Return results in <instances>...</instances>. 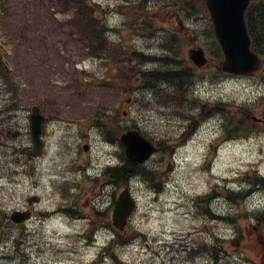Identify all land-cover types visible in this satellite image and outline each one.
Wrapping results in <instances>:
<instances>
[{"label": "rangeland", "instance_id": "obj_1", "mask_svg": "<svg viewBox=\"0 0 264 264\" xmlns=\"http://www.w3.org/2000/svg\"><path fill=\"white\" fill-rule=\"evenodd\" d=\"M87 1L99 5L96 15L111 28L107 45H102L109 47L108 59L85 54L80 41L68 37L73 26L67 16L53 10L48 0H0V55L11 66L5 78L6 68L0 66V264H90L116 234L99 228L95 241L87 237L92 219L100 217L95 209L108 220L115 195H108L106 186L105 196H98V181H90L83 169L94 161L92 165L112 161L111 153L122 150L106 143L95 120L103 114L116 115L117 124L135 126L168 146L145 164L156 173L161 191L141 177L130 185L136 205L126 233L137 235L119 250L125 264H264V192L253 196L257 207L246 212L239 198L228 199L223 180L234 176L232 186L239 188L243 177L256 178L253 169L264 173V125L253 118L264 116V65L252 77H226L216 65L219 53L209 15L198 8L181 10L186 3L199 7V0ZM172 34L178 37L182 66L198 82L193 93L190 88L186 92L196 102L215 106H203L201 116L199 102L179 114L166 105L167 98L158 93L154 98L137 83L141 68L158 65L127 58V50L163 54L162 45ZM197 46L208 57L202 68L188 59V50ZM7 78L11 84H4ZM33 103L49 119L43 125L45 146L36 158L27 120ZM192 118L194 129L185 137ZM235 123L250 130L235 129ZM85 133L88 151L81 149ZM228 136L234 140L224 141ZM29 159L35 162L31 173ZM212 189L219 200L206 202L202 197ZM32 194L40 197L34 217L13 226L9 214L28 206L26 197ZM69 206L79 209L81 218L59 212ZM207 207L217 217L203 214Z\"/></svg>", "mask_w": 264, "mask_h": 264}, {"label": "trees", "instance_id": "obj_2", "mask_svg": "<svg viewBox=\"0 0 264 264\" xmlns=\"http://www.w3.org/2000/svg\"><path fill=\"white\" fill-rule=\"evenodd\" d=\"M199 2L201 3L199 7H195L193 4L186 3L185 7H183L184 9L181 10L188 11L189 9H192L197 11L196 8H198L203 12H206V8L203 6L202 1L199 0ZM54 6H58L59 9H61V11L66 14L67 22L71 26L75 27L73 35L84 43L87 42L88 54L90 56L99 57L103 54V52L105 54L108 53L107 50L109 47L102 46L103 43L107 45L105 35L107 32V26L102 24L100 19L96 15V13L98 12V5L93 6L87 0H53V7ZM192 10L191 12H187L188 17L193 14ZM67 13H70L71 15ZM255 19V26L256 31L258 32V37H260L264 43V12H261ZM170 39V42L167 43L168 45L164 44V47H166V50L168 52H171L172 55L159 57L157 58V62L170 64L182 63V61L185 62V60L181 57L182 55L180 53V45L178 43V39L176 37H171ZM134 56L139 61L144 60L143 58H141L142 56L139 53H135ZM148 58L151 59V61L155 60V57L150 56ZM2 65L3 64L0 60V66ZM168 67L169 68L156 69L152 73L143 76V82L145 86H148L149 88L154 90H160L159 87L162 85L163 80H168V82L173 85V89L176 92L173 91V93H166L161 91L159 92V96L167 98V104L171 105L177 110H181L183 107H194L195 103L193 99L185 100L183 96L179 94V92L183 90L184 86L190 81L187 70H185L184 68L180 70L181 68L176 65H168ZM4 71L5 74L1 75L3 78L8 75L7 70L4 69ZM182 104L184 105L181 106ZM114 120V117L105 116L99 122L102 123V125L107 129L109 127L118 129L119 126L114 122ZM122 128L120 130H122ZM122 157V165L119 172L122 182H126L129 176L138 173L139 170L142 171L143 168H141L140 165L136 164L135 162L126 159L123 154ZM131 238L132 236L127 235V233L125 232H118L114 240L107 243V245L102 249L100 255L108 256L111 261L114 262V264H125V262H123L119 257L118 249L127 244L128 240H130Z\"/></svg>", "mask_w": 264, "mask_h": 264}, {"label": "water", "instance_id": "obj_3", "mask_svg": "<svg viewBox=\"0 0 264 264\" xmlns=\"http://www.w3.org/2000/svg\"><path fill=\"white\" fill-rule=\"evenodd\" d=\"M249 0H205L209 9L215 35L223 49V69L230 73H248L258 68V59L249 49V38L247 36L243 19L244 10ZM189 57L197 65L205 63L204 52L201 48L189 50ZM30 133L33 141V153H39L42 147L40 139L41 122L43 117L39 114V107H31ZM126 155L130 158L143 161L156 148L137 131L129 130L121 135ZM35 198H30L32 201ZM133 207L128 189L125 188L114 203L112 219L120 230L124 228L128 213ZM11 218L21 222L27 218L22 211H14Z\"/></svg>", "mask_w": 264, "mask_h": 264}, {"label": "flooded vegetation", "instance_id": "obj_4", "mask_svg": "<svg viewBox=\"0 0 264 264\" xmlns=\"http://www.w3.org/2000/svg\"><path fill=\"white\" fill-rule=\"evenodd\" d=\"M255 34H256V36H255V41H256V43H257V47H256V50H255V52L259 55V57L261 58V59H264V43H263V41L261 40V38L260 37H258V32L255 30ZM256 119H258V121H261L263 124H264V117H262V118H256ZM103 168H104V166H102V165H100V171L101 170H103ZM111 181V180H110ZM101 193H103V191H100ZM101 194H98V196H100ZM24 208H26V210H28L29 211V213H30V216H31V218L33 217V214H34V210H35V207H24ZM28 208V209H27Z\"/></svg>", "mask_w": 264, "mask_h": 264}]
</instances>
